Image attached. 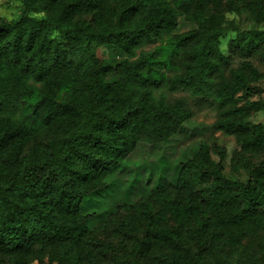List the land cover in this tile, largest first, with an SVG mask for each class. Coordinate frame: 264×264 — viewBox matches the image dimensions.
<instances>
[{"label":"trees","instance_id":"obj_1","mask_svg":"<svg viewBox=\"0 0 264 264\" xmlns=\"http://www.w3.org/2000/svg\"><path fill=\"white\" fill-rule=\"evenodd\" d=\"M20 3L16 19L0 17V264H264L231 250L264 232V124L247 119L264 110L249 99L264 75V0ZM222 4L254 27L226 25ZM205 108L239 144L231 169L246 182L203 141L171 187L103 203L140 144L165 142ZM108 224L142 232L124 250L98 237Z\"/></svg>","mask_w":264,"mask_h":264},{"label":"rangeland","instance_id":"obj_2","mask_svg":"<svg viewBox=\"0 0 264 264\" xmlns=\"http://www.w3.org/2000/svg\"><path fill=\"white\" fill-rule=\"evenodd\" d=\"M219 8L224 12L226 25L232 21L238 26L239 31L254 27L248 14L244 13L240 15L227 11L223 4ZM21 9L20 0H0V17L4 19H16L20 15ZM235 34L236 32L232 30H228L223 34L220 45L222 52H227V42ZM150 48H152V45L145 46L142 49L146 51ZM98 55L107 62H112L115 59V52L112 48L99 49ZM167 96L174 98L187 96V94L185 92H176L169 93ZM249 99L264 102V75L259 81L250 85ZM214 117L215 109L205 108L196 112L192 118L184 122L177 133L165 142L156 145L140 144L112 176V187L105 193L103 203L107 200H110L109 203L112 202V204L133 202L140 196L152 192L161 186L169 184L171 187L175 183L181 163L203 141L209 143L211 149L210 155L215 162L219 161V152L224 155L221 166L222 172L227 178L246 182L247 173L244 169L238 171L231 169L232 158L239 152L240 146L232 135H226L221 131H214L212 129ZM247 119L264 124V110L251 112ZM260 155L254 154L250 158L255 162L260 158ZM115 230L114 228L112 229L111 224H108L98 232V237L115 244H118L120 241L124 250L135 236H140L142 232L139 229L136 233L129 231L127 234H119ZM188 245L191 248L195 247V244L192 242ZM118 250H121L122 254L124 253L123 249ZM231 250L240 262L246 259H251L253 262L262 261L264 259V232L245 237L240 243L232 246ZM145 263L148 264L147 262ZM32 264L39 263L34 261ZM98 264H110L109 257H101Z\"/></svg>","mask_w":264,"mask_h":264}]
</instances>
